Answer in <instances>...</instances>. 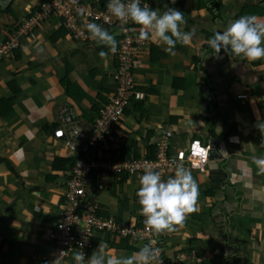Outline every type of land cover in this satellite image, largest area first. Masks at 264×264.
I'll list each match as a JSON object with an SVG mask.
<instances>
[{
	"label": "crops",
	"instance_id": "obj_1",
	"mask_svg": "<svg viewBox=\"0 0 264 264\" xmlns=\"http://www.w3.org/2000/svg\"><path fill=\"white\" fill-rule=\"evenodd\" d=\"M40 1L0 0V41L41 11ZM221 1L217 10L215 0H143L141 7L161 13L166 5L181 11L190 40L177 43L171 55L163 43L146 39L133 72L144 100L126 108L107 147L93 153L154 157L165 133L172 156L194 144L212 146L206 175L183 165L199 187L198 211L182 228L159 235L169 264H264V175H257L251 159L264 157V136L256 128L264 123V59L249 61L223 49L217 58L208 45L241 16L264 21V0ZM60 24L54 16L36 17L32 32L20 35L18 51L0 63V264H35V256L49 253L43 233L77 159L53 136L60 109L94 120L115 90L110 50L92 39L73 41ZM140 27L132 23L131 31L140 35ZM117 29L108 30L115 39ZM56 158H62L57 166ZM172 175L174 170L162 180ZM139 187L137 174L93 172L85 201L99 216L138 225ZM90 241L85 264L101 242L116 257H130L145 245L110 230H93Z\"/></svg>",
	"mask_w": 264,
	"mask_h": 264
},
{
	"label": "built area",
	"instance_id": "obj_2",
	"mask_svg": "<svg viewBox=\"0 0 264 264\" xmlns=\"http://www.w3.org/2000/svg\"><path fill=\"white\" fill-rule=\"evenodd\" d=\"M124 3L130 0H123ZM108 0H48L41 6V11L21 23L16 31L0 41V63L9 60L19 49L20 35L30 34L36 22V17L44 20L54 16L61 20L64 28L73 40L86 43L90 41L86 24L96 23L103 28H118L116 17L112 16L106 5ZM143 6V0H140ZM130 22L117 33V51L112 55L116 69L112 77L115 90L107 103L99 111L94 120L77 117L75 111L64 106L57 117L58 128L53 136L67 148L77 153L70 176L67 179L65 192L59 203V209L54 220L46 226L43 236L47 241L49 253L35 256V264H76L74 254L79 252L86 258L91 248L90 238L93 230H110L123 239L133 238L149 244L160 250L162 264H169L163 249L160 247V236L152 233L144 223V217L139 215L138 225L128 222H116L113 218L97 215L91 203L86 198L91 193V174H143L146 167H152L162 175L173 171L176 164H188L191 169L203 176L207 174L213 148L211 145L194 144L181 150L176 156L170 153L171 135L165 133L156 144L157 155L129 157L125 159H110L108 156H93L95 151L105 149L110 139V131L124 115L125 109L134 102L144 100V94L135 85L133 72L137 68L138 56L146 39H141L131 31ZM242 96L240 99H245ZM193 165H198L193 167ZM139 207H141L139 205ZM82 224V226H81ZM63 252L61 255L60 253Z\"/></svg>",
	"mask_w": 264,
	"mask_h": 264
},
{
	"label": "clouds",
	"instance_id": "obj_3",
	"mask_svg": "<svg viewBox=\"0 0 264 264\" xmlns=\"http://www.w3.org/2000/svg\"><path fill=\"white\" fill-rule=\"evenodd\" d=\"M175 2L176 0H171V3ZM106 7L121 26L130 22L140 25L141 39L163 43L166 45L165 51L171 55L175 54L173 50L177 43L187 44L190 40V34L182 31L181 27L186 23L184 15L175 8L166 5V10L161 13L159 9H152L147 5L141 7L140 0H130L128 3L123 0H108ZM60 23L64 28L61 20ZM86 30L90 39L97 45L107 47L113 54L117 51L118 42L107 29L89 22L86 24ZM67 33L69 34L68 31ZM208 45L214 50L217 58L223 49L228 54L243 56L249 61L264 59V21L258 20L256 16H241L230 22L226 30L218 31L209 38ZM107 54L100 52L102 58ZM256 128L264 136V123L258 121ZM214 153L213 150L211 156ZM251 159L257 166V175H264V157L253 155ZM139 184L136 196L141 206L140 214L145 218L146 227L155 235L177 231L184 226L190 214L198 211L199 187L191 170L185 168L182 163L176 164L174 175L169 176L166 181L162 180L159 171L146 167L139 178ZM153 244L154 242L143 245L130 257H116L109 255L107 245L101 242L87 260V264H162L160 250L153 247ZM74 260L76 264H85L83 253H75Z\"/></svg>",
	"mask_w": 264,
	"mask_h": 264
},
{
	"label": "trees",
	"instance_id": "obj_4",
	"mask_svg": "<svg viewBox=\"0 0 264 264\" xmlns=\"http://www.w3.org/2000/svg\"><path fill=\"white\" fill-rule=\"evenodd\" d=\"M48 0H41L40 1V4L38 5V9L39 8H41V6L44 4V3H46ZM215 2H216V4H215V8L217 9V10H220L221 9V7H222V1L221 0H215ZM243 15V14H242ZM18 51V49L15 51V53ZM63 84H65V82H63ZM135 103V102H134ZM132 104V103H131ZM124 113H125V111H124ZM124 150V149H123ZM121 156H122V158H125V157H139V155H137L136 153H134L133 155H127V156H125L124 155V152H121ZM153 157V156H152ZM69 161H70V165H72L73 163H74V161H75V158H71V159H68ZM60 161H62V158H59V159H55L54 160V165L55 166H57V163L58 162H60Z\"/></svg>",
	"mask_w": 264,
	"mask_h": 264
},
{
	"label": "rangeland",
	"instance_id": "obj_5",
	"mask_svg": "<svg viewBox=\"0 0 264 264\" xmlns=\"http://www.w3.org/2000/svg\"><path fill=\"white\" fill-rule=\"evenodd\" d=\"M122 28H123V26H121V25L118 27V29H117V33H118V34L121 33ZM130 105H131V104H130ZM130 105H129V106H130ZM129 106H128V107H129ZM125 110H126V109H125ZM110 137H111V135H110Z\"/></svg>",
	"mask_w": 264,
	"mask_h": 264
}]
</instances>
